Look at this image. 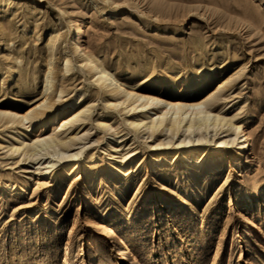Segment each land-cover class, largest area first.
Returning <instances> with one entry per match:
<instances>
[{
	"label": "rangeland",
	"instance_id": "374dc122",
	"mask_svg": "<svg viewBox=\"0 0 264 264\" xmlns=\"http://www.w3.org/2000/svg\"><path fill=\"white\" fill-rule=\"evenodd\" d=\"M79 24L84 50L125 88L204 100L249 149L237 153L232 128L200 143L179 132L168 149V133L135 128L136 110L72 52ZM49 134L66 140L62 154L10 148ZM187 148L201 153L196 171L182 156L151 167ZM0 264H264V0H0Z\"/></svg>",
	"mask_w": 264,
	"mask_h": 264
},
{
	"label": "bare ground",
	"instance_id": "6f19581e",
	"mask_svg": "<svg viewBox=\"0 0 264 264\" xmlns=\"http://www.w3.org/2000/svg\"><path fill=\"white\" fill-rule=\"evenodd\" d=\"M82 32L83 28L80 24L72 28V33L69 38L72 52L82 57L87 70L89 72H92L95 82H99L101 85L108 87L107 92L109 95L115 93L122 94V96H118L115 98V105L124 104L123 108L127 111L136 110L134 111V115L136 116V118L129 121L130 124L136 126L135 128L147 127L151 133L156 131H163L164 133H168L169 138L162 142V144L165 146V149H168L167 147L172 141L171 138H173V136H176L179 132L181 133L182 138L178 143H200L202 141L210 140V130L216 131L219 129L232 128L234 137H236L237 153L244 155L245 151L249 149L250 141L248 136L246 135L245 129H243L240 124H234L231 118L226 117L218 111H214L210 107L209 103L204 100L186 101L181 97L171 99L163 97L162 95H160L159 91L154 94H149L145 91L138 93L134 91L133 87L125 88L118 77L115 76V74H113L104 64H102L94 54L88 53L84 50L85 48L80 42V35ZM63 68L65 71H68L70 68L68 66L67 58L65 59ZM46 81L50 84L48 75L46 76ZM45 105L46 104L44 102L38 104L39 107H44ZM42 112L44 111L36 109L31 110V114H39ZM76 112L68 121L63 122L60 126L64 127L68 122L80 119L79 112L81 111L77 113ZM26 118H28V115L24 113L22 115H18L16 118H11L10 120L13 123L20 122ZM55 118L56 116H54V119ZM13 138L14 140L11 141L10 148L16 152L20 150V152H22L24 155L26 154L29 156L38 155L42 152L43 154H49L51 156L57 154L58 156V154H62L64 152L63 147L67 144L66 140H64L57 134H49L46 136L39 135L36 138L34 137L35 139L30 142L26 141L24 138L16 137V135H14ZM239 138H241V141H237V139ZM228 141H230V139H221L219 141L217 140V143L221 145L226 144ZM200 154L201 153L199 152L195 153L193 148H187L184 151L182 150L181 152L178 150L174 152L165 150L161 154L154 157L151 167L158 166L159 163L164 161L165 163L169 164L172 158H174L173 160H175L179 156H182L185 159L183 167H188V169H193L194 171H196V168L199 167L202 161V157H200ZM68 172L69 168L63 167V173L66 174ZM26 186L24 185L23 187H21L24 193H26L27 190L25 189L28 188L29 184L27 187ZM84 189L86 193H88V190L86 188ZM203 196L204 195L201 192L194 194V198L192 199V201L194 202L193 204L197 202L200 203L204 198ZM181 203H189L188 198L182 197ZM165 207L170 208L171 205L168 204ZM192 208L193 211L196 208L195 205H193ZM97 227L102 229L101 233L105 236V240L107 242L109 241L115 244L116 251L118 253L116 259L118 261L128 259L129 249H127V245H122L123 239L121 238V236L117 239H114L111 235V227L108 225L98 224ZM244 232L245 235H247V230H245Z\"/></svg>",
	"mask_w": 264,
	"mask_h": 264
}]
</instances>
